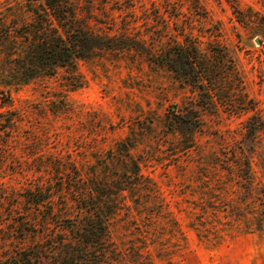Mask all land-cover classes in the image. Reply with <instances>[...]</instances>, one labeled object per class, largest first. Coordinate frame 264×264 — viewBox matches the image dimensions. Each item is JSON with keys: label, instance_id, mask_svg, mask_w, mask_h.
I'll use <instances>...</instances> for the list:
<instances>
[{"label": "rangeland", "instance_id": "rangeland-1", "mask_svg": "<svg viewBox=\"0 0 264 264\" xmlns=\"http://www.w3.org/2000/svg\"><path fill=\"white\" fill-rule=\"evenodd\" d=\"M67 1L125 48L0 94V124L11 122L0 125V257L27 247L19 221L45 211L27 203L29 190L50 184L56 210L73 203L72 166L116 178L135 160L149 187L121 193L100 264H264V2ZM26 2L0 0V22L26 17ZM186 45L206 66L207 91L166 63ZM174 115L194 124L188 136ZM125 140L127 156L110 154Z\"/></svg>", "mask_w": 264, "mask_h": 264}, {"label": "trees", "instance_id": "trees-1", "mask_svg": "<svg viewBox=\"0 0 264 264\" xmlns=\"http://www.w3.org/2000/svg\"><path fill=\"white\" fill-rule=\"evenodd\" d=\"M38 1L26 2L24 10L27 16L15 17L20 22L13 19L8 23L0 22L2 95L8 91L7 88H16L38 76L51 75L58 67L73 65L77 58L89 56L95 50L125 48L112 44L115 36L94 33L86 28L84 19L77 16L76 7L67 0ZM191 4L196 5L197 0H191ZM234 11L238 21L249 19V14L243 10L235 8ZM166 58L170 69L184 81L201 85L207 91L203 79L209 84L211 80L206 76V66L197 59L196 46L186 45L174 53L169 50ZM170 121L171 126L179 128L183 135L188 136L189 128L194 127L187 117L174 115ZM10 124L7 120L6 124L0 125L5 128ZM128 143L127 140L118 143L110 154L119 159L127 156ZM129 162L123 164L124 168L116 178L101 176L94 165L90 174L82 176L72 166L75 182L74 188L70 189V197L73 203L68 204L64 200L56 210H53L54 190H50V184L45 190L42 187L29 190L24 195L27 203L35 209L43 205L45 211L38 219L31 216L19 221L22 233L26 230L30 233V243L0 257V264H100L107 245L109 219L123 204L124 198L120 199L124 195L121 193L149 187L142 181L137 162ZM262 226V222H258V227Z\"/></svg>", "mask_w": 264, "mask_h": 264}, {"label": "water", "instance_id": "water-1", "mask_svg": "<svg viewBox=\"0 0 264 264\" xmlns=\"http://www.w3.org/2000/svg\"><path fill=\"white\" fill-rule=\"evenodd\" d=\"M255 41H256L257 43H260V41H259V39H258V38H255Z\"/></svg>", "mask_w": 264, "mask_h": 264}]
</instances>
